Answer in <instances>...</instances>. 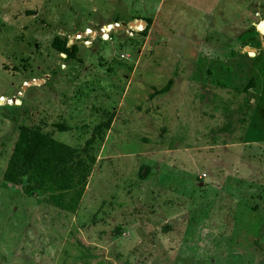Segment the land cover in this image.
Returning a JSON list of instances; mask_svg holds the SVG:
<instances>
[{
	"label": "rangeland",
	"instance_id": "obj_1",
	"mask_svg": "<svg viewBox=\"0 0 264 264\" xmlns=\"http://www.w3.org/2000/svg\"><path fill=\"white\" fill-rule=\"evenodd\" d=\"M21 126L94 137L74 213L3 182ZM0 264H264V0H0Z\"/></svg>",
	"mask_w": 264,
	"mask_h": 264
},
{
	"label": "trees",
	"instance_id": "obj_2",
	"mask_svg": "<svg viewBox=\"0 0 264 264\" xmlns=\"http://www.w3.org/2000/svg\"><path fill=\"white\" fill-rule=\"evenodd\" d=\"M149 24L147 20L146 28ZM52 48L67 57L75 52L74 46L66 47L60 39L53 40ZM170 84L160 93H165ZM104 126L107 128L109 122ZM56 128L68 131L64 125L58 124ZM93 143L92 136L82 148H74L37 129L21 126L2 180L19 185L24 196L42 197L46 203L74 213L96 161Z\"/></svg>",
	"mask_w": 264,
	"mask_h": 264
},
{
	"label": "water",
	"instance_id": "obj_3",
	"mask_svg": "<svg viewBox=\"0 0 264 264\" xmlns=\"http://www.w3.org/2000/svg\"><path fill=\"white\" fill-rule=\"evenodd\" d=\"M131 24H134V23H131ZM137 24V23H136ZM143 24V23H142Z\"/></svg>",
	"mask_w": 264,
	"mask_h": 264
}]
</instances>
